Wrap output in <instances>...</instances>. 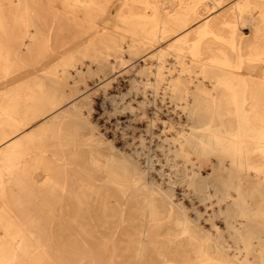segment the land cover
<instances>
[{"label": "bare ground", "instance_id": "obj_1", "mask_svg": "<svg viewBox=\"0 0 264 264\" xmlns=\"http://www.w3.org/2000/svg\"><path fill=\"white\" fill-rule=\"evenodd\" d=\"M0 264H264V0H0Z\"/></svg>", "mask_w": 264, "mask_h": 264}, {"label": "rangeland", "instance_id": "obj_2", "mask_svg": "<svg viewBox=\"0 0 264 264\" xmlns=\"http://www.w3.org/2000/svg\"><path fill=\"white\" fill-rule=\"evenodd\" d=\"M126 42H129V40L126 38ZM171 44V43H170ZM168 46H169V43L167 44H163V45H160L159 47L157 48H154L152 50V56L154 54H156L159 50H167L168 49ZM156 49V50H155ZM150 53V54H151ZM157 64H158V61L155 59V58H150V60L147 62L146 64V68L149 69L152 73H155L156 71V67H157ZM174 62H173V59L171 57H169L166 62H165V69H164V72H165V78L169 77L168 75V71L171 69L172 71L174 70ZM178 68H175V71H177ZM137 73L139 74L140 73V70H137ZM136 73V74H137ZM152 77V76H151ZM146 78V77H144ZM141 79V75H138V76H135V81H139ZM206 85L209 86V84L206 82Z\"/></svg>", "mask_w": 264, "mask_h": 264}]
</instances>
